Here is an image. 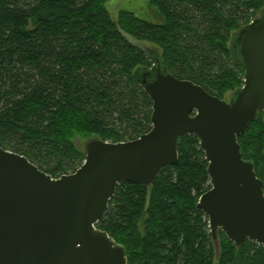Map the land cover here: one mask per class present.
<instances>
[{"label":"trees","instance_id":"1","mask_svg":"<svg viewBox=\"0 0 264 264\" xmlns=\"http://www.w3.org/2000/svg\"><path fill=\"white\" fill-rule=\"evenodd\" d=\"M105 2L0 0V147L53 177L84 163L82 136L121 142L150 131L153 101L136 74L155 58L221 99L240 89L245 68L231 34L264 5L157 0L169 20L157 25L130 13L113 19ZM135 41L157 42L163 51L152 45L150 57ZM238 141L264 182L263 113ZM178 151L177 164L162 169L151 186L119 183L97 228L125 245L128 264H264L262 244L246 239L238 249L222 230L218 254L198 207L211 188L209 161L194 133L179 139Z\"/></svg>","mask_w":264,"mask_h":264},{"label":"water","instance_id":"2","mask_svg":"<svg viewBox=\"0 0 264 264\" xmlns=\"http://www.w3.org/2000/svg\"><path fill=\"white\" fill-rule=\"evenodd\" d=\"M136 43L152 57L151 46ZM232 48L245 82L229 102L165 71L159 58L153 69H138L153 101L152 128L128 141L78 142L86 159L75 172L54 178L0 147V264H128L125 245L96 225L119 183L151 186L177 164L178 141L190 133L209 161L212 186L198 207L210 218L213 238L222 229L238 249L246 239L264 246V183L238 141L264 113V9L235 34Z\"/></svg>","mask_w":264,"mask_h":264},{"label":"rangeland","instance_id":"3","mask_svg":"<svg viewBox=\"0 0 264 264\" xmlns=\"http://www.w3.org/2000/svg\"><path fill=\"white\" fill-rule=\"evenodd\" d=\"M105 7L109 11L111 17L113 19H116V20H118L119 17L122 18L124 13H130L137 18L146 20L148 22H151V23H154L157 25H166L169 22L167 15L163 12V10L159 6L157 0H155V1L154 0H107V2H105ZM263 8H264V5L261 8V10ZM261 10L258 13H260ZM257 14H254L250 18V20H253L257 16ZM243 26H241L239 29L234 30L232 32L231 41L234 39V35ZM149 45L150 46L155 45V47H158L159 50L163 51V46H161L157 42L151 41V44H149ZM243 80L245 82V78ZM243 85H244V83H243ZM234 93H235V90L226 91L224 93L223 99L229 100ZM93 137L94 136H88V137L82 136V137H80L79 142H81L82 144H85L89 139H91ZM70 173H72V172H70ZM54 178H58V177H54ZM216 248L218 249V254H219V245H216Z\"/></svg>","mask_w":264,"mask_h":264},{"label":"flooded vegetation","instance_id":"4","mask_svg":"<svg viewBox=\"0 0 264 264\" xmlns=\"http://www.w3.org/2000/svg\"><path fill=\"white\" fill-rule=\"evenodd\" d=\"M235 36V35H234ZM151 69H153L154 68V66L153 67H150ZM154 75V74H153ZM236 92V91H235ZM234 95V94H233ZM233 95L231 96V98L233 97ZM231 98L229 99V100H226V99H224V100H226V101H230L231 100ZM264 114V113H263ZM258 176V175H257ZM261 179V178H260ZM262 180V179H261ZM263 181V180H262ZM210 183H211V179H210ZM264 183V182H263ZM212 186V185H211ZM211 189V188H210ZM209 189V190H210ZM207 192V191H206ZM205 192V193H206ZM204 194V193H203ZM201 198V197H200ZM199 201H200V199H199ZM199 203V202H198ZM206 214V213H205ZM207 215V214H206ZM208 216V215H207ZM208 218H209V216H208ZM209 227H210V218H209ZM220 230H222V229H219V231ZM219 231H218V236H219ZM210 232H211V227H210ZM224 232V231H223ZM211 234H212V232H211ZM227 236V235H226ZM212 237H213V235H212ZM214 239V238H213ZM214 241H215V243H216V245H219V242H218V238H217V240H215L214 239ZM246 241V240H245ZM218 243V244H217ZM235 244V243H234Z\"/></svg>","mask_w":264,"mask_h":264}]
</instances>
